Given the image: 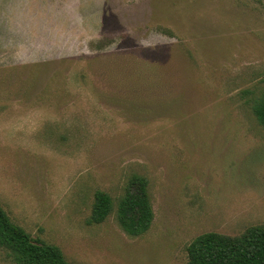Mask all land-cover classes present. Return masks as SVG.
<instances>
[{"label": "rangeland", "instance_id": "obj_1", "mask_svg": "<svg viewBox=\"0 0 264 264\" xmlns=\"http://www.w3.org/2000/svg\"><path fill=\"white\" fill-rule=\"evenodd\" d=\"M263 91L264 0H0V206L71 264H185L264 224ZM133 174L154 215L134 238ZM96 190L114 209L87 225Z\"/></svg>", "mask_w": 264, "mask_h": 264}, {"label": "trees", "instance_id": "obj_2", "mask_svg": "<svg viewBox=\"0 0 264 264\" xmlns=\"http://www.w3.org/2000/svg\"><path fill=\"white\" fill-rule=\"evenodd\" d=\"M251 112L264 129V91L255 99ZM147 180L140 175L129 177L116 203L115 219L129 237L143 235L153 221ZM112 197L96 190L87 225H100L112 214ZM0 249L11 264H71L61 249L33 238L13 222L0 206ZM185 264H264V224L246 228L238 236L205 232L193 238L185 248Z\"/></svg>", "mask_w": 264, "mask_h": 264}]
</instances>
